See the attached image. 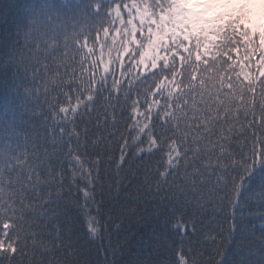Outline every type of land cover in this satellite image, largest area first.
Listing matches in <instances>:
<instances>
[{
    "label": "snow or ice",
    "instance_id": "1",
    "mask_svg": "<svg viewBox=\"0 0 264 264\" xmlns=\"http://www.w3.org/2000/svg\"><path fill=\"white\" fill-rule=\"evenodd\" d=\"M191 15L0 0V264H264V37Z\"/></svg>",
    "mask_w": 264,
    "mask_h": 264
},
{
    "label": "trees",
    "instance_id": "2",
    "mask_svg": "<svg viewBox=\"0 0 264 264\" xmlns=\"http://www.w3.org/2000/svg\"><path fill=\"white\" fill-rule=\"evenodd\" d=\"M210 10L213 15L212 20L208 24L191 19L194 28L203 29L205 34L216 33L225 29L230 23L239 20V24H242L245 29L250 30L253 34L259 32L264 37V0H224L223 7L216 6L210 8ZM239 24L237 27H239ZM210 39L214 40L216 37L212 36ZM88 46H91L90 38ZM7 83L5 80H0V88L6 86ZM32 124L40 126L39 113L31 117V124L26 127V131H32ZM253 223L258 228V221H253Z\"/></svg>",
    "mask_w": 264,
    "mask_h": 264
},
{
    "label": "rangeland",
    "instance_id": "3",
    "mask_svg": "<svg viewBox=\"0 0 264 264\" xmlns=\"http://www.w3.org/2000/svg\"><path fill=\"white\" fill-rule=\"evenodd\" d=\"M183 2L192 13L190 18H195L206 24L212 20V12L209 8L223 5L222 0H183Z\"/></svg>",
    "mask_w": 264,
    "mask_h": 264
}]
</instances>
